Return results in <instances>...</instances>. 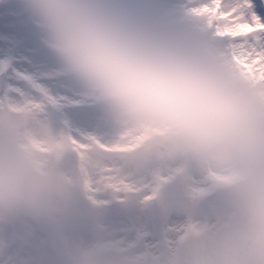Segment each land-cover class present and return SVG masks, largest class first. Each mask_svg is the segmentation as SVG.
<instances>
[{
	"label": "clouds",
	"instance_id": "1",
	"mask_svg": "<svg viewBox=\"0 0 264 264\" xmlns=\"http://www.w3.org/2000/svg\"><path fill=\"white\" fill-rule=\"evenodd\" d=\"M69 81L116 117L157 129L217 176L229 243L264 264V86L245 79L206 29L141 0H18ZM0 136V221L49 214V170ZM70 264H103L81 251Z\"/></svg>",
	"mask_w": 264,
	"mask_h": 264
},
{
	"label": "rangeland",
	"instance_id": "2",
	"mask_svg": "<svg viewBox=\"0 0 264 264\" xmlns=\"http://www.w3.org/2000/svg\"><path fill=\"white\" fill-rule=\"evenodd\" d=\"M160 1L147 4L141 0L147 7L153 4L151 10ZM164 1L165 7L155 12L181 25L202 29L203 19L192 15L191 9L204 0ZM13 7L16 18L0 21V40L7 42L16 34L26 33L35 40L33 49L45 51L38 31L20 5ZM7 11L0 9V14ZM40 69L50 73L59 70L45 64ZM64 81L78 102L91 103L85 101L88 95L82 89L67 78ZM81 109L93 113L89 125L63 118L47 120L34 111H25L18 100L0 103V136L7 135L36 156L37 164L53 175L58 193L47 215L0 221V264H70L81 251L100 257L103 264H249L246 255L227 239L231 210L217 176L157 129L124 121L98 104ZM98 141L108 149L127 150L111 155L94 144ZM114 169L134 177L143 175L159 187L157 199L147 204L113 202L115 206L105 208L110 205L107 198H94L91 188L102 173ZM210 188V195L201 199L200 193ZM37 227L49 235V240L41 239Z\"/></svg>",
	"mask_w": 264,
	"mask_h": 264
},
{
	"label": "snow or ice",
	"instance_id": "3",
	"mask_svg": "<svg viewBox=\"0 0 264 264\" xmlns=\"http://www.w3.org/2000/svg\"><path fill=\"white\" fill-rule=\"evenodd\" d=\"M191 13L203 19L205 29L221 43L240 74L264 86V0H204ZM32 50L33 41L26 33L7 42L0 40V103L18 100L25 111L50 121L63 118L81 125L92 123L93 113L77 107L74 90L67 82L41 71L25 54ZM156 191L143 175L134 177L119 169L102 173L91 188L94 198L105 197L108 204L119 205L147 204L156 199Z\"/></svg>",
	"mask_w": 264,
	"mask_h": 264
},
{
	"label": "bare ground",
	"instance_id": "4",
	"mask_svg": "<svg viewBox=\"0 0 264 264\" xmlns=\"http://www.w3.org/2000/svg\"><path fill=\"white\" fill-rule=\"evenodd\" d=\"M166 2H167V1H164V0H161L160 2H158L159 4H158L157 6L154 5L155 10H159V9L165 7ZM49 55H50V54H49Z\"/></svg>",
	"mask_w": 264,
	"mask_h": 264
}]
</instances>
